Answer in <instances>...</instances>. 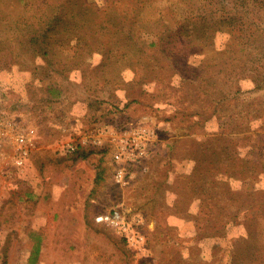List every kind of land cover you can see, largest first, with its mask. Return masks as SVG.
Listing matches in <instances>:
<instances>
[{
    "label": "rangeland",
    "instance_id": "obj_1",
    "mask_svg": "<svg viewBox=\"0 0 264 264\" xmlns=\"http://www.w3.org/2000/svg\"><path fill=\"white\" fill-rule=\"evenodd\" d=\"M16 1L0 0V77L32 147L0 177V264H260L243 221L264 219V176L251 174L264 171V0L175 1L161 27L135 24L143 43L116 37L120 49L66 74L24 51L14 21L32 9ZM210 15L222 30L205 32ZM116 209L141 219L142 242L109 224Z\"/></svg>",
    "mask_w": 264,
    "mask_h": 264
},
{
    "label": "trees",
    "instance_id": "obj_2",
    "mask_svg": "<svg viewBox=\"0 0 264 264\" xmlns=\"http://www.w3.org/2000/svg\"><path fill=\"white\" fill-rule=\"evenodd\" d=\"M23 1L24 3L21 0H17L16 2L19 6H23L25 10L28 7L32 11L31 13H26L21 19H16L14 21V29L29 35L24 51L32 59L40 56L44 61L45 68H49L50 72H64L65 74L71 70L72 64L79 66L85 64V61L92 56V53H103L105 50L111 52L113 47L118 46V39H115L116 37H123L126 41H132L135 45L143 43L141 38L135 33V24L138 23L143 26L159 25L161 27V25H164L168 21V17L163 11L165 10V6L173 5L175 1L174 7L178 4V0H165L164 4L162 0H131L130 4H134L138 8L139 13L137 17L135 9L132 7L130 13L134 14V21L130 19L128 15L130 13L127 11H121L120 13L113 0H105L107 3L105 7L97 5L92 0H59L57 2L55 0ZM124 2L128 3V0H124ZM33 5H36L35 8H41L35 9ZM43 6L45 7L43 8ZM239 16L240 14L236 13L229 22L238 19ZM209 17L212 16L210 15ZM205 19L207 20V18ZM211 19L213 20L212 24L205 32L207 33L208 29L213 32L216 29L222 30L221 24L225 22L218 21L214 17ZM188 24L189 21L184 19L180 24V29L186 27ZM202 28V21H195L189 25L190 32L196 36H198ZM160 32L162 34L159 35V38L162 40L165 31L162 30ZM176 35L183 38L186 36L184 31H176L174 36ZM105 47L107 48L105 49ZM117 48L120 49L119 47ZM59 52L65 53V56L57 60L55 55ZM124 54L122 53V55ZM79 66L77 68L81 70L85 69ZM243 170L232 166L225 172L227 176L241 178L245 180L246 184L250 185L251 181L245 178L243 175L245 170ZM210 174L209 177H213L214 171H211ZM251 174L256 175L255 177L262 174L264 176V171L262 173L255 172ZM212 180L215 183L214 178H209V180L203 179L202 188L208 189ZM209 199L210 197H206L205 200ZM205 204L207 205V203ZM248 220L250 218L246 221ZM259 220H257V229L254 230L249 229V223L243 221L245 229L244 237L249 238V234L252 233V239L260 241L259 251L262 252V256L257 254L258 256L256 255V257L260 260V264H264V219Z\"/></svg>",
    "mask_w": 264,
    "mask_h": 264
},
{
    "label": "built area",
    "instance_id": "obj_3",
    "mask_svg": "<svg viewBox=\"0 0 264 264\" xmlns=\"http://www.w3.org/2000/svg\"><path fill=\"white\" fill-rule=\"evenodd\" d=\"M3 101V87L0 77V177L8 175L12 167L22 168L30 156L32 147L27 127L6 112ZM71 144L68 145V149L74 151L76 145ZM116 178L119 181L123 178V173L120 171ZM106 219L113 228L124 232L128 241L133 243L143 241V234L138 229L141 223L139 217L129 220L116 209L112 210ZM128 231L129 233H127Z\"/></svg>",
    "mask_w": 264,
    "mask_h": 264
},
{
    "label": "crops",
    "instance_id": "obj_4",
    "mask_svg": "<svg viewBox=\"0 0 264 264\" xmlns=\"http://www.w3.org/2000/svg\"><path fill=\"white\" fill-rule=\"evenodd\" d=\"M27 163V162H26Z\"/></svg>",
    "mask_w": 264,
    "mask_h": 264
}]
</instances>
